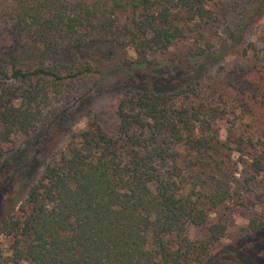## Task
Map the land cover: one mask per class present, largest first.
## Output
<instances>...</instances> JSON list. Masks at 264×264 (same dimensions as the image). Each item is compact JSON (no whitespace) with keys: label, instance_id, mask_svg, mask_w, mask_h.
<instances>
[{"label":"trees","instance_id":"1","mask_svg":"<svg viewBox=\"0 0 264 264\" xmlns=\"http://www.w3.org/2000/svg\"><path fill=\"white\" fill-rule=\"evenodd\" d=\"M258 1L244 0L225 38L213 41L205 30L216 22V6L237 0H0V27L8 24L13 40L10 53L0 48V168L17 149L13 138L30 139L39 123L48 133L70 113H44L64 79L101 74L80 59V48L103 38L137 54L116 65L130 71L116 120L103 126L93 119L69 131L65 147L43 157L26 197L0 217V234L9 240V255L0 245V264L264 263V220L252 218L239 240L224 245L232 260L220 261L213 249L227 226L208 224L200 194L194 198L207 187L211 205L228 200L231 180L220 155L232 150L250 159L252 177L264 175V135L207 92L213 65L243 43L262 14ZM183 39L193 41L183 58H149ZM164 64L169 75L192 76L169 86L152 79V69ZM243 81L238 99L255 98ZM221 121L228 123L225 142ZM202 165L223 173L208 182ZM204 226V236L188 235L189 227Z\"/></svg>","mask_w":264,"mask_h":264},{"label":"rangeland","instance_id":"2","mask_svg":"<svg viewBox=\"0 0 264 264\" xmlns=\"http://www.w3.org/2000/svg\"><path fill=\"white\" fill-rule=\"evenodd\" d=\"M242 2L244 0H237L238 5L231 2L229 6L227 4L216 6V22L214 25L212 24L211 29L205 30L206 36H212L213 41L225 38L227 30L231 29L238 20ZM258 3L263 4L264 0H259ZM12 41V37L8 34V24L4 23L0 27V48L10 53ZM192 42L191 39H183L175 42L165 53H154L148 56L156 60L183 58L188 54ZM242 42L211 68L212 76L207 78L208 97H217L221 104L232 108L235 114H239L236 119L242 124L250 122L255 124L260 130L258 136H261L264 135V105L261 106L259 103L262 99L264 100V9L262 14L246 29ZM78 53L81 60L89 61L92 67L100 71L101 74H83L76 78L64 79L60 92L51 98L49 105H45L44 113L47 117L52 112H57L64 107L71 108L70 113L53 125L48 133H45V127L39 123L30 139L25 141L22 135L13 138L17 149L0 168V217L15 208L19 201L26 197L28 186L38 173L43 157L63 149L70 135L69 131H80L86 128L88 122L93 119L103 126H109L116 120L115 113L120 96V84L125 74L130 72L126 67L116 68V65L130 59L136 60L137 54L132 48L125 51L110 45L103 38L87 43L78 50ZM170 67L171 65L168 64L155 67L154 70L152 69V79L162 83L166 81L169 86L178 85L187 77L192 76V74L169 75ZM140 73L145 75L147 71ZM239 73L242 74V77L238 79ZM197 74L199 73H196V77ZM137 75L138 73L135 78ZM246 80L252 85L253 90L255 89L256 97L246 96L245 99L240 100L237 91L241 81L245 82ZM214 88L217 93H213ZM244 104L250 106L249 114ZM243 113H246L247 116L244 117ZM227 124L225 121L218 123L222 142L227 139ZM228 145L235 148L233 144ZM229 154L230 157L220 155L225 160L223 170L227 172L231 180L228 200L218 206L211 205L204 197L207 187H200L197 189V194L194 195L195 198L200 194L198 203L208 213V224L219 222L225 223L227 226L224 236L213 249L216 251L215 253L219 251L217 257L220 261L225 262L232 259H228L227 253L224 252V245L233 243L238 236L241 238L252 218L264 220V175L257 174L252 177L253 171L247 165L250 159L236 150L230 151ZM203 158L205 161L209 160ZM217 168L215 165L214 167L202 165L201 173L199 171L197 173L207 178L208 182H212V176L219 177L223 173L221 169ZM188 186L191 184L189 183ZM207 232L206 226L189 227L188 229V235L191 238H200ZM259 234L255 236V240L259 239ZM261 235L264 236V231H261ZM248 240L252 241V238ZM238 243L236 246L240 245ZM0 245L9 255V240L2 234H0Z\"/></svg>","mask_w":264,"mask_h":264}]
</instances>
